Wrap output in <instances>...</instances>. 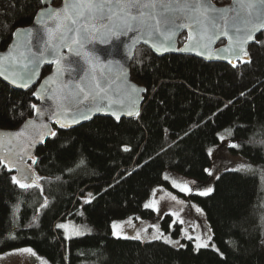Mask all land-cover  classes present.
<instances>
[{
	"label": "trees",
	"instance_id": "obj_1",
	"mask_svg": "<svg viewBox=\"0 0 264 264\" xmlns=\"http://www.w3.org/2000/svg\"><path fill=\"white\" fill-rule=\"evenodd\" d=\"M41 1L0 0V52L15 30L33 22ZM185 40L186 33L179 45ZM249 53L251 64L230 66L138 47L131 79L146 93L137 118L98 116L67 131L54 127L31 162L40 189H19L11 180L15 174L0 164V254L29 247L49 264H264V32ZM50 71L45 67L42 78ZM35 90L0 80V129H17L32 117ZM225 129L237 145L233 153L253 169L227 170L210 195L192 196L217 250L113 237L114 221L154 217L145 202L154 187H170L169 177L207 180L209 149ZM18 197L22 202L14 208ZM66 220L92 231L66 238L57 227ZM172 220L165 215L163 228Z\"/></svg>",
	"mask_w": 264,
	"mask_h": 264
},
{
	"label": "water",
	"instance_id": "obj_2",
	"mask_svg": "<svg viewBox=\"0 0 264 264\" xmlns=\"http://www.w3.org/2000/svg\"><path fill=\"white\" fill-rule=\"evenodd\" d=\"M54 1L42 0L41 8L33 22L27 27L15 30L11 43L4 51L0 52V80L17 90L27 91L36 86L34 99L37 103L32 117L17 129H0V157L9 158L13 162L16 160L17 152H21L25 157L19 165L14 164L13 170L9 171L21 180L23 176L21 172L16 171V167L24 169L29 175H35L31 166L32 160L27 159V156L30 154L35 157L37 148L53 136L50 133L54 132V127L67 131L98 116L110 117L119 122L122 118H137L140 115L146 91H133V89H146L131 79L130 72V65L138 47L145 46L160 57L170 54L190 55L208 63H226L230 66H236L238 62L247 59V57H242L241 60H237L229 56L224 51L230 44L228 38L223 35L213 37V28L210 22H205L204 27L200 30H197L195 25L175 29L171 40H167L165 36H160L158 39L156 36H152L147 42L141 39L132 45L131 38L136 33H128L127 36H122L119 40L113 39L111 44H101L97 40L92 45H85L83 51L87 52L91 48H95L94 55L99 59H86L83 55L76 56L74 51L69 52L67 47L61 46L56 41L49 42L50 37L45 25L54 27L56 20L55 18L49 19L48 13L65 6V0H61L58 5H54ZM209 2L216 9L236 7L233 0L223 6L216 5L213 0H209ZM232 14L229 13V15ZM176 23L187 24L188 21L178 19ZM222 24L223 21L217 25L216 32H219ZM262 32L264 30L258 32L254 40L249 42L248 52L250 45L256 42L257 36ZM184 33H186V40L180 46L179 39ZM229 35H231V28H229ZM153 41L157 42L159 50L152 46ZM197 41H199V45H197ZM221 42L224 43L220 44ZM52 44H56V47L60 49L59 55L62 59L59 68L52 62L56 58V54L50 51ZM161 44L164 46L160 47ZM72 47L75 50L76 46L72 45ZM93 64L96 68V78L102 85L105 82L107 84L104 98L94 100L89 97L88 100L80 103L66 100L64 97L70 94L75 85H90L91 77L85 74L92 72ZM45 67H51V71L42 78V71ZM33 70L35 75L32 80L27 83V87H21L20 85L25 82L22 77ZM108 105L111 107L109 108ZM96 108L102 110L96 111ZM37 109L40 110L39 113ZM129 110L138 112V115L128 116ZM73 113H75V122H72ZM117 116L120 117L119 120L116 119ZM58 119L62 123L67 121L70 123V127L61 128L60 124L56 122ZM20 133L22 135H18Z\"/></svg>",
	"mask_w": 264,
	"mask_h": 264
},
{
	"label": "snow or ice",
	"instance_id": "obj_3",
	"mask_svg": "<svg viewBox=\"0 0 264 264\" xmlns=\"http://www.w3.org/2000/svg\"><path fill=\"white\" fill-rule=\"evenodd\" d=\"M233 4L236 7L216 9L211 5L209 0H65V6L62 9L48 13L49 19L55 18V26L48 27L45 25V28L49 34L50 43L56 41L61 46L67 47L69 52L74 51L76 56L83 55L86 59H99L98 56L94 55L96 52L95 48H91L85 52L83 51L84 46L92 45L97 40L101 44H111L113 39L119 40L122 36H127L128 33H136L131 38L132 45H135L141 39L147 42L152 36H156L157 39L160 36H165L167 40H171L175 29L195 25L197 26V30H200L204 27L205 22H210L213 28V37L223 35L230 42L229 47L225 48L224 51L237 60L247 57L242 62L251 64V55L247 51V45L254 40L258 32L264 30V0H233ZM230 12L233 14L229 15ZM178 19H185L188 23L177 24L176 21ZM221 21H223V24L220 26L219 32H216L215 29ZM229 28H231V35H229ZM72 45L76 46L75 50ZM197 45H199V41H197ZM152 46L157 48V42L153 41ZM163 46V44L160 45V47ZM50 51L56 54V58L52 62L59 68L62 59L59 55L60 49L56 47V44H52ZM95 72L96 68L93 64L92 72L85 74L91 77L90 85L81 86L77 84L70 94L64 98L76 103L86 101L89 97H92L94 100L97 98L102 100L106 95L107 84L105 82L102 85L100 80L96 78ZM34 75V70L25 74L22 77L25 82L20 86L27 87V83L32 80ZM133 91L146 90L133 89ZM31 107L36 109L35 104L31 105ZM108 107L110 108L111 105H108ZM95 110L101 111L102 109L96 108ZM37 112L39 113L40 110L37 109ZM55 114L58 115L59 113ZM134 114L138 115V112H134L133 110L127 112L128 116H133ZM116 119L119 120L120 117L117 116ZM56 122L60 124L61 128L70 127V123L67 121L62 123L58 119ZM72 122H75V113H73ZM50 134L55 135L54 132ZM18 135H22V133ZM40 139L42 140V137ZM253 146L257 145L254 144ZM230 147L236 148L237 145L231 144ZM262 151H264V147H262ZM24 159L25 157L21 152H17L15 162L9 158L0 157V164L8 171H12L14 164L19 165ZM27 159L32 160L33 164L36 163L35 157L30 154L27 156ZM241 170H245L243 166ZM16 171L21 172L23 179H18L14 175L11 177V180L13 184L18 185L19 189L27 191L33 187L41 188L38 183L41 177L34 174L29 175L28 172H25L20 167H16ZM205 171L209 172L208 169H205ZM209 175H212V173L209 172ZM215 178L219 179L218 176ZM179 190L187 195H198L201 197H206L214 191L211 187L193 189L187 185L181 186ZM21 202L22 199L18 197L14 208H18ZM144 207L149 208L150 205L145 204ZM154 210L158 211V209ZM196 211L202 212V209L196 208ZM14 226L19 227L18 224H14ZM57 227L64 229L66 225L58 224ZM113 227L115 229V225ZM77 234L79 235L80 233L78 232ZM116 234L123 236L124 239L131 238L141 243L152 242L142 239L139 232L131 237L123 233ZM162 235L157 236L156 239H161ZM187 239L199 241L200 237L187 235ZM164 242L168 243L169 241L165 240ZM176 243L178 244L179 242L177 241ZM207 246V242H198L195 245L196 248ZM15 251L30 253L33 257H36L35 251L31 248L16 249Z\"/></svg>",
	"mask_w": 264,
	"mask_h": 264
},
{
	"label": "rangeland",
	"instance_id": "obj_4",
	"mask_svg": "<svg viewBox=\"0 0 264 264\" xmlns=\"http://www.w3.org/2000/svg\"><path fill=\"white\" fill-rule=\"evenodd\" d=\"M218 139V143L209 149L212 165L208 170L212 175H208L207 180L198 181L177 176L169 177L170 187L165 185L154 187L151 196L145 202V204L150 205L149 208L153 210L158 209V211L154 210V217L149 219L129 217L114 221L112 223L113 237L123 238V236H118L116 233H123L131 237L139 232L142 239L157 241L156 237L163 234L159 240L163 242L167 240L169 241L168 244L171 245L185 246L187 242H192L195 247L198 242H207L208 246L204 248L217 250L212 237V229L203 208L192 198L195 195H187L181 192L179 188L185 185L193 189L214 188L215 181L217 180L215 177H219L227 170H241L242 166L245 170L253 169L243 157L233 153V148L230 147L233 144L232 132L229 129L221 131ZM89 199V195L87 194L85 201ZM196 208L202 209V212H197ZM167 214L173 216V220L169 222L168 230L162 226V219ZM59 224L66 225L64 229L60 228L66 238L83 236L92 231V228L86 223L66 220L59 222ZM113 225H115V229ZM78 232L80 233L79 235L77 234ZM187 235L200 237V240H188ZM177 241L179 242L178 244L176 243ZM15 250L0 254V264H49L48 260L37 252H35L36 257H33L30 253L17 252Z\"/></svg>",
	"mask_w": 264,
	"mask_h": 264
},
{
	"label": "flooded vegetation",
	"instance_id": "obj_5",
	"mask_svg": "<svg viewBox=\"0 0 264 264\" xmlns=\"http://www.w3.org/2000/svg\"><path fill=\"white\" fill-rule=\"evenodd\" d=\"M229 2H230V0H229Z\"/></svg>",
	"mask_w": 264,
	"mask_h": 264
}]
</instances>
